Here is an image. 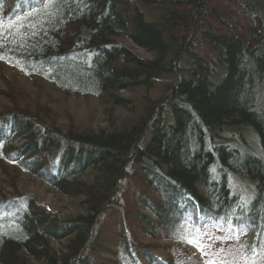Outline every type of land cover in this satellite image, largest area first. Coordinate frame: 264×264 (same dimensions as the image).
I'll use <instances>...</instances> for the list:
<instances>
[{"label":"trees","instance_id":"16d2710c","mask_svg":"<svg viewBox=\"0 0 264 264\" xmlns=\"http://www.w3.org/2000/svg\"><path fill=\"white\" fill-rule=\"evenodd\" d=\"M0 76V176L81 209L0 200V264H264V0H0ZM44 83L111 123L62 114Z\"/></svg>","mask_w":264,"mask_h":264},{"label":"rangeland","instance_id":"374dc122","mask_svg":"<svg viewBox=\"0 0 264 264\" xmlns=\"http://www.w3.org/2000/svg\"><path fill=\"white\" fill-rule=\"evenodd\" d=\"M142 10L148 15H151V11H149L148 8L143 6ZM136 49L142 55L149 57V54L144 52L142 49L138 47ZM4 69L8 77L12 79L18 78L23 90L25 91L26 89L28 92V100L38 97L36 84L32 78H28L24 74L19 73V70H14L8 66H5ZM5 79L6 80L0 78V111H2L6 106L10 105L8 97L10 90L8 91V87L6 86L8 79L6 77ZM168 81L169 78L164 77L159 82H157V86L153 91V95H161L163 93L164 85ZM43 87L44 88L41 93H38L41 97V100L50 103L55 107V109H60L62 114L65 110L71 111V114H73V117L77 119L78 123L85 126H92L96 129L107 127L111 123V104L106 100H101L97 97L76 96L72 92L70 94H64L63 92L59 91L58 88L52 86L49 83H44ZM113 110L116 114L120 115L121 112L118 109ZM63 119L65 120V118ZM16 194H32L36 196L42 204L57 212L64 221L73 218L81 211L79 208V202L76 199L63 196L53 186L46 184L34 176L21 174L18 178V189H15L12 186V183L8 177L0 176V200L5 198L10 199ZM161 241L166 240L162 239ZM56 246L59 249L63 247V245L60 244H56ZM200 255L201 254L199 251L195 252V256L199 260H201Z\"/></svg>","mask_w":264,"mask_h":264}]
</instances>
